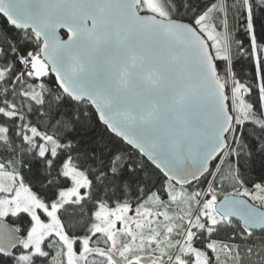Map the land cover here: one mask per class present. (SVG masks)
<instances>
[{"label": "snow or ice", "instance_id": "1", "mask_svg": "<svg viewBox=\"0 0 264 264\" xmlns=\"http://www.w3.org/2000/svg\"><path fill=\"white\" fill-rule=\"evenodd\" d=\"M0 264H264V0H0Z\"/></svg>", "mask_w": 264, "mask_h": 264}]
</instances>
